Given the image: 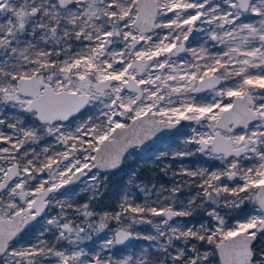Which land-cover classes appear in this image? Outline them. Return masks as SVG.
Here are the masks:
<instances>
[{
  "label": "snow or ice",
  "instance_id": "1",
  "mask_svg": "<svg viewBox=\"0 0 264 264\" xmlns=\"http://www.w3.org/2000/svg\"><path fill=\"white\" fill-rule=\"evenodd\" d=\"M197 21L220 50L187 45ZM205 90L211 101L192 95ZM181 121L209 129L184 142L220 167L181 169L179 184L155 194L137 185L142 204L124 193L119 211L97 219L100 170H119L130 148ZM45 137L60 148L37 151ZM0 144V264H264V0H0ZM78 181L86 203L72 200ZM184 184L198 192L177 207ZM206 202L207 224L175 222ZM248 203L235 223L219 211ZM37 217L47 227L17 247ZM109 221L112 237L86 250ZM132 239L154 247L117 257Z\"/></svg>",
  "mask_w": 264,
  "mask_h": 264
},
{
  "label": "trees",
  "instance_id": "2",
  "mask_svg": "<svg viewBox=\"0 0 264 264\" xmlns=\"http://www.w3.org/2000/svg\"><path fill=\"white\" fill-rule=\"evenodd\" d=\"M87 108H90L88 106ZM86 108V109H87ZM84 111V110H83ZM92 111V109H91ZM193 155L185 157H176L175 155L168 154L166 156L157 157L149 159L147 153H141L139 151H134L133 158L126 160L119 170H113L107 172V179L104 180L103 186L100 189V195L97 198L98 202L96 207L98 209H105V212L119 211L118 204L121 202L124 193H127L131 198H133L135 203L142 204L145 201V193L138 188L137 185L142 187H147L150 193H159L163 189H170L177 184H179L181 177L174 175V173L180 172L181 169L198 170L205 169L210 170L211 168L217 169L220 167V162L212 158H203L196 155L193 151ZM135 173V176H132ZM135 181L133 183L132 181ZM198 188L194 185L184 184L181 186V192L178 195V201L176 206L179 207L182 204H186L189 199L196 196ZM164 195H168L167 192ZM85 196H79L80 199H84ZM155 199V195H151L149 198V203ZM171 202V201H169ZM223 201H221V205ZM215 206V205H212ZM204 207H209L206 202L202 207H196L193 209V215L191 217H181L183 220L188 222L189 220L199 221L205 218V213H202ZM221 211H224L227 216L236 215L234 209L220 207ZM225 209L230 210L227 213ZM148 227L146 226L145 230ZM130 242L125 245H118L115 248L117 250H122L129 252L130 254L140 255L139 249L144 243ZM152 248L151 243L147 241L143 249ZM117 249V250H116Z\"/></svg>",
  "mask_w": 264,
  "mask_h": 264
},
{
  "label": "rangeland",
  "instance_id": "3",
  "mask_svg": "<svg viewBox=\"0 0 264 264\" xmlns=\"http://www.w3.org/2000/svg\"><path fill=\"white\" fill-rule=\"evenodd\" d=\"M215 3H221V0H214ZM223 2V0H222ZM222 4V3H221ZM256 17L253 16H246L244 18V22H255L256 21ZM197 25L198 27L196 28V37H195V42L191 44L192 46H199L202 45L204 43H206L208 41V37H207V31H205L204 29H207V25H201L199 21H197ZM157 32L160 33L161 36L164 35V32H166L167 30H164V32H161L159 29L156 30ZM192 40V39H191ZM212 43V42H210ZM213 45V43H212ZM214 46V45H213ZM117 47H122V45H118ZM223 46L221 45H215L214 49L212 50L213 52L220 50V48H222ZM183 56L184 60L190 61L191 58L189 57V55L186 54H181ZM173 59H176L175 57ZM219 87V86H218ZM215 95V93H213L210 90H207L206 92L200 94V95H193L196 97V99L198 101H211L212 97ZM99 105L96 106V108H98ZM96 108H93L90 105V108L85 109L84 115H93L96 114ZM92 109V111H91ZM80 122V114H77V119L76 121L73 123L72 127H75V124ZM185 130L182 129L181 131L177 132L176 134H174L175 136H167L165 137L162 141H160V144L157 145V147L152 148L150 150V152L148 153V157L149 159H153V158H157V157H162V156H166V155H174V153L176 151H184L178 148V143L180 142V140L185 141L186 139H188L189 137H191L194 133H193V129H197V131L199 132H206L209 131V129H207V127H200L199 125H196L194 122L191 121H185ZM185 143V142H184ZM186 147H188V144H184ZM47 146V145H46ZM50 147L52 148V146L50 145ZM52 149H59V145L58 147H54ZM192 150L193 148H189L186 150ZM38 151V150H37ZM134 150L129 151L128 152V156L129 157H133ZM202 155H205L203 153H201ZM207 156V155H206ZM209 157V156H207ZM129 160V159H127ZM212 170H216L214 168L208 170V171H212ZM96 170L94 169L93 172H95ZM101 177L103 178V176L106 175V173L101 172ZM107 176V175H106ZM105 182V181H104ZM89 183H91L89 181ZM71 189H74L75 194L72 196V200L75 203L78 204H82V203H86L88 202L89 198L91 197L92 193L89 192L85 187L84 184L82 182H77L71 186H68ZM83 189V190H82ZM85 196L84 199H80L79 196ZM98 202V199H95L92 201V208L93 210L96 212L97 214V219L99 218V215L103 214L106 210L105 209H98L96 207V203ZM253 208V205H251L250 209H248V211H239L235 216L228 218L227 214L224 211H221V209H219L220 213L222 216L225 217V219L229 222V223H235L237 218H242L244 214L250 212ZM59 211V209H54L50 211V215H55L56 212ZM228 213V212H227ZM205 219V218H204ZM202 219V220H204ZM208 219V218H207ZM175 222L179 223V224H185L188 226L191 225H196L197 227L199 226L200 223H205V222H198V223H193V222H184V220L182 218H175ZM77 223H79V220H77ZM206 224V223H205ZM126 226V225H125ZM146 226L148 227L147 230H145ZM44 227H47L46 223L44 220H42L41 218L38 219V221L36 222V224L33 225V227L31 229H28L22 236H21V240H18V243L16 244L17 247H21V246H26L30 243H35L37 240V237L39 236L40 232L42 231V229ZM119 227V225H117V223L115 221H109V226L107 229H105L104 231L98 233V234H94L93 238L91 241H85V244L87 245L86 250L88 249H98L100 244H102L104 242L105 239H109L112 237L113 235V231ZM133 231L134 232H139L141 235H145V234H155V230L151 225L148 224H136L133 226ZM42 239H46V240H51L52 239V234L50 232H45L44 236L41 237ZM137 243L135 245H137L139 242L140 243H144L142 244V246H145V243H147V241L143 240V239H133L131 242H136ZM149 242V241H148ZM150 243V242H149ZM85 244H82L81 247H84ZM141 247L139 249L138 252L141 253L142 248ZM152 247H154L152 245ZM117 250V249H116ZM113 251L115 252V249H113ZM117 257H121V256H125V255H129L130 253L127 252V250L122 251V250H117V253L115 252Z\"/></svg>",
  "mask_w": 264,
  "mask_h": 264
},
{
  "label": "flooded vegetation",
  "instance_id": "4",
  "mask_svg": "<svg viewBox=\"0 0 264 264\" xmlns=\"http://www.w3.org/2000/svg\"><path fill=\"white\" fill-rule=\"evenodd\" d=\"M221 3H222V5H223V2H222V0H221ZM196 29H194V31H193V33H192V35L190 36V38H189V41L188 42H186L187 43V45L189 46V47H191V44H192V41H193V43L196 41L195 40V37H196ZM192 39V40H191ZM203 46H205V47H207L210 51H212L213 49H214V46L212 45V43H210V41H207L206 43H204V44H202ZM202 45H199L198 47L197 46H192V47H195V48H199L200 46H202ZM215 50V49H214ZM189 57L191 58V56L189 55ZM192 59V58H191ZM207 90H205V91H202V92H199V93H193L192 95H195V96H197V95H200V94H202V93H204V92H206ZM9 112H11V109H9ZM185 121H181V123L173 130V131H171L169 134H166V135H164L163 137H161L160 139H159V141L157 142V144L153 147V148H155V147H157V145L158 144H160V141H162L165 137H167V136H175L174 134H176L177 132H179V131H181L182 129H184L185 130ZM5 131H8L7 129H5ZM185 143H184V141L183 140H180V142L178 143V148L179 149H181V150H186V149H189V148H193L192 149V151H194L195 152V148L197 147L196 145H194V144H188V147H186L185 145H184ZM46 145L47 146H52V148H54V147H58V144L56 143V141H55V139L53 138V137H45V139L44 140H42L41 142H40V144H39V146H36L37 147V150L38 151H40L43 147H46ZM0 146H4V145H2V144H0ZM59 148H60V146H59ZM152 149V148H151ZM151 149H149V150H145V151H141V150H139V148H138V146H136V147H134V148H130L129 149V151H139V152H141L142 154L143 153H149L150 152V150ZM191 150V149H190ZM128 151V152H129ZM195 154L196 155H199V156H201V157H203V158H211V157H207L206 155H202L201 153H199V152H195ZM126 158L127 159H132L133 157H129L128 156V153H126ZM126 159V160H127ZM218 161V160H217ZM218 162H220V161H218ZM0 164H4V162L3 161H0ZM5 166H7V165H5ZM212 169V168H211ZM107 173V172H106ZM71 186V185H70ZM251 203H248V204H245V205H243L240 209H238V210H235V212H236V214L239 212V211H248V209H250V207H251ZM213 207H215V206H213ZM205 208H208V207H204L203 209H201L202 210V213H205V211H204V209ZM227 212H230V210H228V209H225ZM233 216H235V215H233ZM233 216H230L229 215V213H228V218H231V217H233ZM40 217H37V219L35 220V221H33L30 225H28V226H26V228H25V230L22 232V234L17 238V240H21V236L28 230V229H31L32 227H33V225L34 224H36V222L38 221V219H39ZM208 217L206 216V214H205V219L204 220H202L201 218H199L200 220L199 221H193V220H189L188 222H193V223H198V222H205L206 224L209 222V219H207ZM184 222H186L185 220H184ZM188 222H186V223H188ZM133 240V239H132ZM151 243V242H150ZM123 245H125V244H123ZM135 255H137L138 256V254H136V253H134Z\"/></svg>",
  "mask_w": 264,
  "mask_h": 264
},
{
  "label": "water",
  "instance_id": "5",
  "mask_svg": "<svg viewBox=\"0 0 264 264\" xmlns=\"http://www.w3.org/2000/svg\"><path fill=\"white\" fill-rule=\"evenodd\" d=\"M178 125H176L175 127H171V128H166V129H162L158 132H156L152 137H150L149 139H147L142 145H138L139 150L141 151H145V150H149L151 148H153L157 142L159 141V139L161 137H163L166 134H169L171 131H173ZM103 173H106L107 171L105 170H100ZM113 171V170H112ZM77 183V182H76ZM33 221H31L28 225H30ZM27 225V226H28ZM132 240L126 242L125 244L130 243Z\"/></svg>",
  "mask_w": 264,
  "mask_h": 264
}]
</instances>
